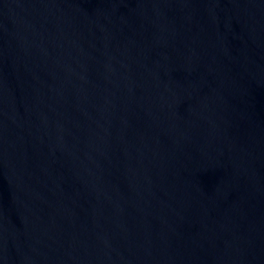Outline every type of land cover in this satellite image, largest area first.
Wrapping results in <instances>:
<instances>
[{
    "label": "water",
    "instance_id": "95a60500",
    "mask_svg": "<svg viewBox=\"0 0 264 264\" xmlns=\"http://www.w3.org/2000/svg\"><path fill=\"white\" fill-rule=\"evenodd\" d=\"M0 264H264V0H0Z\"/></svg>",
    "mask_w": 264,
    "mask_h": 264
}]
</instances>
